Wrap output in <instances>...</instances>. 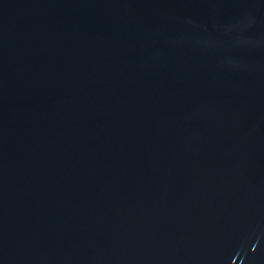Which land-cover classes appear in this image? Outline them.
Instances as JSON below:
<instances>
[{"label":"water","instance_id":"1","mask_svg":"<svg viewBox=\"0 0 264 264\" xmlns=\"http://www.w3.org/2000/svg\"><path fill=\"white\" fill-rule=\"evenodd\" d=\"M0 264H264V0H0Z\"/></svg>","mask_w":264,"mask_h":264}]
</instances>
